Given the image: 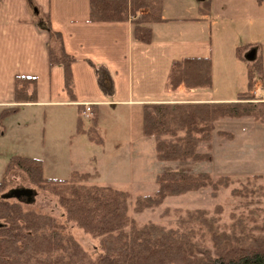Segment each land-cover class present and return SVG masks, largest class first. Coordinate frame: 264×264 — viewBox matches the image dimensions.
<instances>
[{
	"label": "trees",
	"instance_id": "obj_1",
	"mask_svg": "<svg viewBox=\"0 0 264 264\" xmlns=\"http://www.w3.org/2000/svg\"><path fill=\"white\" fill-rule=\"evenodd\" d=\"M208 4V2H206ZM161 0H91L89 18L94 22L131 21L134 38L149 43L151 30L145 25L162 21ZM55 47L49 48L50 65L64 70V89L73 97L70 65L60 36L51 32ZM249 46L237 47L236 57L245 63L246 88L232 102L219 103H148L141 106V132L151 137L155 153L161 162H204L211 156L199 154L200 143L211 142L215 124L223 119L250 118L264 124V102H255V87L264 89L263 57L247 60ZM97 80L105 89L108 75L104 68L95 69ZM110 85V84H109ZM212 62L210 58H189L174 61L167 89H211ZM105 92H110L107 88ZM15 105L0 112V126L23 104L36 100V79L20 76L14 80ZM85 106L77 108L76 133L86 134L89 141L102 145L98 133V107L89 106V122L83 128ZM1 133V129H0ZM231 139L230 134L215 132ZM210 145H208V148ZM23 176L28 189L56 198L66 221L74 224L97 241L96 256L91 257L49 214L25 207L17 200L3 195L15 190L11 176ZM88 173L73 172L69 179L46 178L42 161L13 156L0 180V264H264V214L257 206L238 215L232 222L220 224L221 208L212 214L204 209L173 210L176 219L171 226L153 222L139 225L129 215L159 207L168 197H178L199 190H209L215 198L220 189L235 180L230 176L213 177L203 172L191 174L185 169L166 171L155 177L156 190L151 195L137 196L132 201L127 192L107 185L87 184ZM259 176L244 178L240 189L232 196L254 200L264 197V185L253 187ZM24 190V189H21ZM18 197H16L17 199Z\"/></svg>",
	"mask_w": 264,
	"mask_h": 264
},
{
	"label": "crops",
	"instance_id": "obj_2",
	"mask_svg": "<svg viewBox=\"0 0 264 264\" xmlns=\"http://www.w3.org/2000/svg\"><path fill=\"white\" fill-rule=\"evenodd\" d=\"M90 1L0 0V112L15 105L16 77L36 79L35 102L21 105L17 113L2 121L0 139L23 146L22 154L14 156L41 160L43 174L55 168L69 170L55 164L68 161L72 140L80 149L81 142L97 148L107 144L102 134L107 109L134 110L141 116V106L148 103L235 101L229 97L245 88L234 83L246 74L245 63L235 54L239 47L237 33L254 30L264 34V0H161L162 21L145 25L151 30L149 43L134 38L129 20L91 21ZM51 32L60 36L64 52L73 58V97L64 89L63 67L50 65L49 48L56 44ZM258 45L245 44L249 46L247 60L250 53L253 58L264 56L263 44ZM189 58L211 59V89H167L172 63ZM97 67L104 68L108 75L105 89L110 92L99 84ZM218 78L221 91L216 89ZM253 94L258 95L256 91ZM86 105L98 107L102 145L76 133L77 108ZM38 116L42 121L39 130ZM152 140L142 135L140 124L139 133L124 138L118 146L126 143L141 147ZM90 156L98 161L92 170L72 171L70 175L94 172L99 179L105 166H101L95 151Z\"/></svg>",
	"mask_w": 264,
	"mask_h": 264
},
{
	"label": "rangeland",
	"instance_id": "obj_3",
	"mask_svg": "<svg viewBox=\"0 0 264 264\" xmlns=\"http://www.w3.org/2000/svg\"><path fill=\"white\" fill-rule=\"evenodd\" d=\"M237 36L239 40L238 46L244 47L248 43L259 46L258 44L262 43V50H264V34H256L254 30H250L244 33H237ZM245 79L246 74L240 77V82L236 81L234 83L235 86L239 84L242 88H246ZM221 83L222 81L218 78L216 83L218 91H221ZM255 91L258 94L256 95L258 99L255 102H260V100H263L261 94L264 91L260 83L256 85ZM229 98L235 100L236 94L233 93ZM40 116L36 120L37 130L40 129L42 124ZM103 120L102 134L104 141L107 143L104 147L97 148L89 144L84 145L81 142L80 149L77 146L78 143L72 140L71 146H69V154H67L68 161L55 164H60L61 167H69V170L65 172L55 168L54 171H46L44 176L46 178L67 180L71 177L70 172L72 171L85 172L90 170V168L92 170L93 166L98 163V161H94L95 159L91 157L92 155L90 156V152L95 151V155L101 160V166L104 165L105 168L99 179L94 172L88 173L90 177L87 184L107 185L127 192L131 195L132 201L137 196L153 194L156 190L155 177L166 171L185 169L191 174L206 172L214 178L227 175L237 179L228 188L220 189L215 198L210 196L209 190H199L178 197H168L159 207L153 210H145L141 214H134L130 211L129 215L139 225L153 222L167 227L171 226L176 219L172 211L176 209L182 211L204 209L212 214L214 208L220 206L222 213L220 215V224L223 227L232 222V214L238 215L256 206L264 214V197L260 198V202L257 205L254 200L236 198L231 193L233 189L241 188L245 177L252 175L260 178L254 182L253 187L264 185V124L254 122L250 118L219 120L215 124V132L222 131L230 134L232 138L220 137L214 132L209 144L200 143L197 147L199 154L209 155L211 160L195 163L191 161H158L153 140V142H148L149 140L144 142L141 147L137 146L138 144L133 146L132 144L126 145V143L121 145V147L118 146V144L123 142L124 138H134L139 133L141 116L137 111H112L107 109L103 114ZM82 121L84 124L83 128H87L90 124L89 120L85 117ZM50 129L51 123L47 125V131H50ZM66 139L68 140V138ZM208 145H210L209 148ZM21 148L23 146L17 145L10 140L0 139V180L4 177L5 169L11 158L14 155L22 154L20 153ZM22 177L20 175L11 176L15 184V190L3 195V198L10 201L17 200L27 208L55 217L65 227L66 231L75 237L89 256L95 257L97 241L82 232L74 224L65 220L62 215V209L58 206L55 197L32 191L30 196H20L16 199L15 191L28 189L29 187L26 182L22 181Z\"/></svg>",
	"mask_w": 264,
	"mask_h": 264
},
{
	"label": "water",
	"instance_id": "obj_4",
	"mask_svg": "<svg viewBox=\"0 0 264 264\" xmlns=\"http://www.w3.org/2000/svg\"><path fill=\"white\" fill-rule=\"evenodd\" d=\"M252 53H250L249 57L252 58ZM32 194V191L30 190H20V191H15V196L20 197V196H30Z\"/></svg>",
	"mask_w": 264,
	"mask_h": 264
},
{
	"label": "built area",
	"instance_id": "obj_5",
	"mask_svg": "<svg viewBox=\"0 0 264 264\" xmlns=\"http://www.w3.org/2000/svg\"><path fill=\"white\" fill-rule=\"evenodd\" d=\"M253 96L256 97V95H254V94H253ZM259 98H260V97H259ZM261 98H262L263 100H260V102H264V94H261ZM261 98H260V99H261ZM257 99H258V98H257ZM85 107H86V111H85V113H84L83 115H84V117L88 118V117H89V114H88V112H89V105H86Z\"/></svg>",
	"mask_w": 264,
	"mask_h": 264
}]
</instances>
